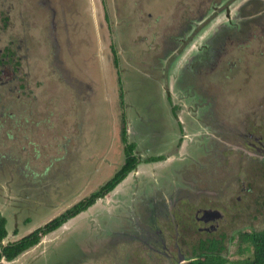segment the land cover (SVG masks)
I'll return each mask as SVG.
<instances>
[{
	"label": "rangeland",
	"instance_id": "obj_1",
	"mask_svg": "<svg viewBox=\"0 0 264 264\" xmlns=\"http://www.w3.org/2000/svg\"><path fill=\"white\" fill-rule=\"evenodd\" d=\"M71 1L75 6L59 12L56 29L45 16L40 22L47 45L40 55L32 49L29 93L14 86L6 96L5 111L14 119L0 122V211L9 231L1 243L42 226L110 179L125 158L122 127L141 160L95 204L16 259L0 262L153 264L147 239L127 240L111 230L128 221L148 228L143 205L159 199L172 201L178 214L185 210L193 230L262 228L264 171L243 148H250L254 136L264 143V34L257 24L249 25L259 22L252 13L264 10V0H234L232 12L242 7L239 16L245 17L235 30L239 34L232 42L226 39L213 69L197 70L204 87L190 103L184 94L169 99L168 58L161 60L167 35L202 17L213 24L230 21L215 10L226 0H129V5L107 0L113 32L103 24L99 0ZM32 10L34 15L37 9ZM112 42L119 49V67ZM248 132L251 136L244 135ZM159 155L164 158L151 160ZM209 211L215 215L204 221ZM234 243L224 253L244 257L233 253Z\"/></svg>",
	"mask_w": 264,
	"mask_h": 264
},
{
	"label": "flooded vegetation",
	"instance_id": "obj_2",
	"mask_svg": "<svg viewBox=\"0 0 264 264\" xmlns=\"http://www.w3.org/2000/svg\"><path fill=\"white\" fill-rule=\"evenodd\" d=\"M57 1H61L60 4H57ZM134 1L135 0H133V2ZM248 1L244 4H247ZM54 2L55 0H0V122L5 118H13L12 111L6 112L5 110L8 109L10 105L6 96L11 93V90H14V86H17L20 94L23 93L21 91L23 88L26 89L25 92L27 93H29L31 89L30 83H28L30 81L26 78L27 75L31 73L32 49L34 48L35 52L37 48V55H40L41 46L43 44L47 45V40L43 35L44 28L42 32L40 22L44 23L45 16L49 24L56 29L58 26L56 17L59 15V12L64 15L66 10H71L70 5L75 6L76 4L75 1L72 2L71 0H56V3ZM112 2L114 1L111 0V4ZM233 2L234 0H226L224 4L221 2L215 9L218 13L223 12L227 18H231L230 21L220 20L213 24L211 21L204 22L202 17L195 23L185 21L178 24L177 29L180 31H177L178 33L174 35H167L168 38L165 42L168 46L161 60L164 61L168 58L166 70L171 94H169V99L172 95L175 97V95L184 94L185 98L188 99L190 103L191 100H194V97L202 94L201 88L204 87L203 78L197 73V70H201L200 74H202L206 72V70L213 69L212 61L214 57L218 56L220 52L223 51L226 39L232 42L234 37L238 36L239 33H235V30L241 25L240 20L242 21V19L244 20L245 18L244 16H239L242 7H240L237 12H232L233 10L231 7L233 8ZM128 3L130 4L129 0H127V4ZM97 6L102 11V14L104 13L105 22H103V24L107 25L108 29L113 32V22L111 21L112 19L110 17V9L107 0H99ZM34 7L37 9L34 13L36 16L33 15L32 8ZM254 9L258 10L255 7ZM257 13L258 11L252 14L253 17H258L260 19L259 22H249V25L253 23L257 24L264 34V10L262 9V11H259V14ZM33 16L37 23L36 21H34V23L31 21L33 20ZM249 17L250 16H247L246 19ZM235 18H238V20ZM29 27H31V30ZM111 37L114 38L113 35ZM43 39L46 40H44L45 43L42 42ZM55 39L58 40V37L55 36ZM68 42L70 44L69 38ZM110 46H112L111 51L114 53L116 67H119L120 59L118 46L116 44L113 45V42ZM120 46L124 47L123 45ZM192 46H195V48L193 49ZM118 73L120 74L119 69ZM191 76H194V80ZM192 80L193 82H191ZM194 85L197 87H194ZM204 90L205 89H203V91ZM190 91L191 93H189ZM31 93H33V91ZM19 99L20 97H18V100ZM193 106V104H190V107ZM182 107L188 108L186 103L182 104ZM204 119L205 118H202L201 121ZM244 135L251 136V133H244ZM243 150L245 151L244 154L246 157L252 163H256L260 166L262 162H264V143L259 137L254 136L250 148H243ZM250 154L255 155L256 159H250ZM171 202L172 201L165 204L164 201L159 199L156 202H150L149 206H147V203L143 205L145 206L143 210L147 211L149 217L146 222L148 228L136 225L134 221H128L127 224H122V227H120L121 230L116 231V229H112V233L125 234L119 237H125L127 240H140L144 242V239H147L149 251H151L148 257L154 259L152 262L153 264L159 263L158 258L160 257L161 261L169 260L173 262V264H180L179 262L187 261L189 260L188 258H190V260L196 258L194 257V250L200 245V242L197 240L206 239L210 237L211 234H215L213 233V229H210L215 227H207L206 229L199 227V231L188 228L193 223L185 219L184 214H186V211L183 210L182 214H178L172 210L173 203ZM162 207L164 208L162 209ZM198 212L199 208H197L195 212L196 221L200 220ZM207 213L209 215L205 217L204 221L211 219V217L215 215L212 214L215 212L209 211ZM78 214L75 216L77 217ZM49 233L50 232L42 235L39 241L43 236ZM138 233H140L142 237L137 236ZM135 237H138V239ZM24 252L25 250L21 251L10 260H7L5 255H2L0 260L5 259L9 262L22 255ZM3 263L0 262V264Z\"/></svg>",
	"mask_w": 264,
	"mask_h": 264
},
{
	"label": "trees",
	"instance_id": "obj_3",
	"mask_svg": "<svg viewBox=\"0 0 264 264\" xmlns=\"http://www.w3.org/2000/svg\"><path fill=\"white\" fill-rule=\"evenodd\" d=\"M121 140L124 145V162L110 179L96 191L74 203L65 211L55 215L42 226L6 244L0 243V257L5 255L7 260L14 258L21 251L37 243L42 235L60 227L66 220L87 209L98 198L104 197L113 190L116 184L131 172L141 160V157L135 152V143L128 141L125 127H122L121 130ZM163 158L164 155H159L153 156L151 160H162ZM259 169L264 171V162L259 166ZM6 222L7 218L0 211V242L9 233ZM233 240H235L233 253L240 256L244 255V257L230 259L224 253L225 250L227 251L229 242ZM197 241L200 242V245L194 250V257L196 258L190 260L188 264H264V226L260 229H237L235 233L221 230L216 234H211L206 239Z\"/></svg>",
	"mask_w": 264,
	"mask_h": 264
},
{
	"label": "clouds",
	"instance_id": "obj_4",
	"mask_svg": "<svg viewBox=\"0 0 264 264\" xmlns=\"http://www.w3.org/2000/svg\"><path fill=\"white\" fill-rule=\"evenodd\" d=\"M263 159H264V152H263ZM258 168H259V166H258ZM95 203H96V202H95ZM95 203H94V204H95ZM91 206H92V205H91Z\"/></svg>",
	"mask_w": 264,
	"mask_h": 264
},
{
	"label": "crops",
	"instance_id": "obj_5",
	"mask_svg": "<svg viewBox=\"0 0 264 264\" xmlns=\"http://www.w3.org/2000/svg\"><path fill=\"white\" fill-rule=\"evenodd\" d=\"M28 249V248H27ZM27 249H25V250H27Z\"/></svg>",
	"mask_w": 264,
	"mask_h": 264
}]
</instances>
